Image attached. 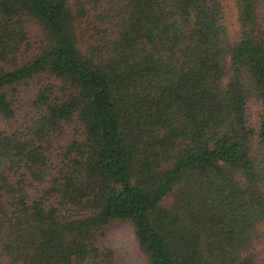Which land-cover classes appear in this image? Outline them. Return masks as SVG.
<instances>
[{
  "label": "trees",
  "instance_id": "trees-1",
  "mask_svg": "<svg viewBox=\"0 0 264 264\" xmlns=\"http://www.w3.org/2000/svg\"><path fill=\"white\" fill-rule=\"evenodd\" d=\"M0 119V264H264V0H0Z\"/></svg>",
  "mask_w": 264,
  "mask_h": 264
},
{
  "label": "rangeland",
  "instance_id": "rangeland-1",
  "mask_svg": "<svg viewBox=\"0 0 264 264\" xmlns=\"http://www.w3.org/2000/svg\"><path fill=\"white\" fill-rule=\"evenodd\" d=\"M229 67L226 68L224 83L229 75ZM39 80H31L16 85L13 89L15 106L19 109L18 123L23 118L24 114L30 109L40 85ZM12 90L8 91L11 92ZM12 96V94H11ZM260 106L253 104L249 107L247 120L250 124L256 125ZM14 123L7 124L0 119V129L9 130ZM102 246L111 249L114 252V264H145L146 258L138 248L133 229L128 223L116 224L108 228L104 235L100 238ZM252 253L257 261L264 260V246L261 243H255Z\"/></svg>",
  "mask_w": 264,
  "mask_h": 264
}]
</instances>
